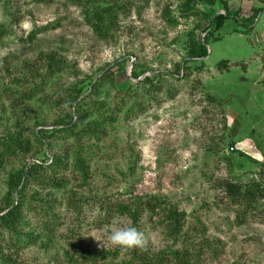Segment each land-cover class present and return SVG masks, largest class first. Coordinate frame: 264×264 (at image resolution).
<instances>
[{"label": "rangeland", "instance_id": "obj_1", "mask_svg": "<svg viewBox=\"0 0 264 264\" xmlns=\"http://www.w3.org/2000/svg\"><path fill=\"white\" fill-rule=\"evenodd\" d=\"M262 5L229 0L241 18ZM219 13L220 2L202 0H0V215L24 202V242L1 256L15 264H92L81 256L87 251L108 255L101 264H120L130 249L108 236L133 226L155 252L185 248L191 236L184 233L197 228V241L207 238L217 251L199 264H264V199L245 212L221 185L264 187V13L249 32L233 18L215 29L209 21ZM193 38H208L209 56L183 68ZM49 54L63 71L49 70ZM223 61L229 67L219 70ZM78 89L88 121L108 119L100 140H83L93 152L86 175L59 169L68 182L56 189L47 183L56 170H44L9 198L12 174L50 164L75 144L59 121L77 114L62 96ZM5 144L18 152L3 156ZM144 194L187 214L179 234L113 210ZM0 239L15 242L1 226Z\"/></svg>", "mask_w": 264, "mask_h": 264}, {"label": "trees", "instance_id": "obj_2", "mask_svg": "<svg viewBox=\"0 0 264 264\" xmlns=\"http://www.w3.org/2000/svg\"><path fill=\"white\" fill-rule=\"evenodd\" d=\"M204 3L214 6L217 2H220L224 9L225 13H219L215 15L210 21L211 26H215V29L220 30L229 19H235L247 29L246 32H249L252 28L255 21L259 16L264 13V0H261L262 6L255 8L253 15L249 18H241L238 13L233 12L229 6V0H202ZM188 10H191L193 7L191 5L187 6ZM207 17V14H205ZM251 21V22H250ZM205 31L207 29H204ZM0 31V35H1ZM209 35V34H208ZM209 41L208 38L205 40L201 39H191L187 48V58L183 68L189 65L192 62L199 60H205L209 56ZM47 57V66L51 71H63L64 62L56 58V55L49 54ZM219 70L227 69L229 67L228 61H223L219 64ZM135 78L140 76L134 72ZM105 77V76H104ZM93 88H96L97 85L93 84ZM84 93L82 89L70 92L65 91V94L62 96L64 99L70 101L71 108L77 110L79 116L73 115L72 111H68L63 116L60 117V124L65 125L64 130L67 133L72 134L75 137V144H71L64 149L63 155H56L52 158L51 163H34L32 165H27V167L17 171L16 173L10 176L9 180V198L13 197V194L16 195L21 193V196L26 191L28 185L32 180H38L39 175L43 171L56 170L53 175L48 177V184L52 185L56 189H61L68 182V179L64 175L60 178L57 175L59 169L72 167V171L75 172L78 170L86 175V156H91L92 151L85 147L83 140L87 139L98 141L100 140L101 134L103 133V124H107L108 119L103 117V120L91 119V121L85 117L81 109V96ZM74 94V96H73ZM67 96V97H66ZM67 104V103H66ZM37 139L41 141L39 135H36ZM14 137L12 136L11 139ZM14 140V139H13ZM16 142V147L18 151H24V144L18 139L14 140ZM17 149L13 150L12 146L5 144L4 146V155L12 154L18 152ZM70 156H72L70 158ZM73 159V161H71ZM68 161V163L66 162ZM84 179V178H83ZM222 188L235 204L245 206V212L250 210L254 202L264 199V187L260 182H254L249 185L239 184L232 180H223ZM114 211H117L121 215L129 216L134 222H138L142 217L147 216L151 221L157 222L167 234L176 235L179 234L183 227L184 222L187 217V214L184 211H181L180 208L173 202L169 201L166 197L154 195V194H144L131 197L127 201L119 202L114 205ZM24 218V202L20 198L16 200L15 203L11 204L6 210L0 215V226L7 230L8 233L15 239V242L9 241L8 244H4V239H0V264H15L10 259V255L1 256L3 250L6 248H14L17 244L24 242V239L21 238V225ZM244 215H238V222L242 224L244 222ZM190 232V233H189ZM195 232H198L197 228H193V231H186L184 233L185 238L187 234L191 236L190 245L186 246L183 249L177 250H161L158 252L152 251L148 247L143 248H130V253L128 259H125L120 264H199L201 258L207 252L215 254L217 251L214 248V244L207 238H202L197 241ZM27 238V241L33 238L32 233H27L24 235ZM15 252V251H14ZM86 261L92 264H101L103 260L107 258L106 254H90L89 252H84L81 255Z\"/></svg>", "mask_w": 264, "mask_h": 264}, {"label": "clouds", "instance_id": "obj_3", "mask_svg": "<svg viewBox=\"0 0 264 264\" xmlns=\"http://www.w3.org/2000/svg\"><path fill=\"white\" fill-rule=\"evenodd\" d=\"M108 240L113 246L122 249L143 248L147 243L146 234L133 226H124L113 229Z\"/></svg>", "mask_w": 264, "mask_h": 264}, {"label": "crops", "instance_id": "obj_4", "mask_svg": "<svg viewBox=\"0 0 264 264\" xmlns=\"http://www.w3.org/2000/svg\"><path fill=\"white\" fill-rule=\"evenodd\" d=\"M263 14V13H262ZM259 20V18L256 20V21H258Z\"/></svg>", "mask_w": 264, "mask_h": 264}]
</instances>
